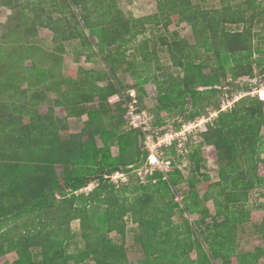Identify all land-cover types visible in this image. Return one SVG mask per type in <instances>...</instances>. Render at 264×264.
I'll return each instance as SVG.
<instances>
[{"label": "trees", "instance_id": "obj_1", "mask_svg": "<svg viewBox=\"0 0 264 264\" xmlns=\"http://www.w3.org/2000/svg\"><path fill=\"white\" fill-rule=\"evenodd\" d=\"M0 7L10 10L0 38V258L16 255L0 264H85L89 259L132 264L125 243L109 235L125 238L127 216L136 224L143 251L134 264H258L264 256V218L255 223L246 204L250 190L264 188V101L250 94L248 84L235 81L264 74V0H222L215 8L192 0H157L156 12L131 18L117 0H0ZM256 21L262 22L260 32L253 30ZM171 23L190 25L194 43L176 31L159 38L177 69L159 79L156 43L144 37L135 42L134 54L125 52L148 26L166 30ZM228 24L242 27L232 30ZM40 28L52 32L53 50L62 53L65 42L77 39L89 50L85 58L96 52L107 71L82 70L79 81L59 92L62 79L54 66L61 57L50 50L39 53L43 50L34 41ZM39 54L44 59H37ZM49 58L54 66L45 64ZM119 69L133 81L126 84ZM105 77V84L96 83ZM147 84L156 87V109L184 122L208 108L216 112L191 146L187 176L173 160L176 140L162 147L169 155L167 171L153 170L143 183L134 170L148 157L141 147L145 131L129 125L124 105L133 99L127 93L133 89L141 110ZM230 86L243 95L222 109L221 97L231 94ZM42 88L58 92L54 106L86 113L79 131L62 135L66 126L54 107L39 110ZM113 96L118 98L111 103ZM181 126L176 124V131ZM209 148L216 156L217 180L202 170ZM117 171L128 179L120 188L110 182ZM199 181L201 196L194 191ZM91 183L90 191H80ZM182 183L188 187L184 209L199 217L180 228L172 216L180 206L175 193ZM74 220L83 245L69 252ZM247 222L258 229L262 245L239 253L238 232Z\"/></svg>", "mask_w": 264, "mask_h": 264}, {"label": "rangeland", "instance_id": "obj_2", "mask_svg": "<svg viewBox=\"0 0 264 264\" xmlns=\"http://www.w3.org/2000/svg\"><path fill=\"white\" fill-rule=\"evenodd\" d=\"M234 1L239 2L243 0H234ZM192 2L200 4L201 6L205 8L220 7L222 4V0H192ZM117 4L123 11V14L126 18L139 17V16L151 14L153 12H156L157 10V0H117ZM9 14H10V10L6 9L5 7H0V38L7 31V24L9 23V22L7 23V17L9 16ZM261 23L262 22H259V21L254 22L253 30L255 32H260L262 30ZM227 27L229 29L235 30V29H240L242 25L241 24H237V25L228 24ZM174 31H176L181 38H185L190 44L194 43L193 33H192L190 25L188 24L182 23V24L176 25L174 23H171L168 26V29L166 30L163 29L162 27L155 28V27L148 26L147 30L145 31V33H143V35H138L136 38H134L133 41H131V43L127 45L128 47L126 49L125 54L126 55L128 54L129 56L133 54L135 42L145 37L149 39L150 41L149 43L151 45L154 43H156L157 45V51H158L157 60H158V64L160 65V69L154 72L159 75V79L162 78V74H165L167 72L175 73L177 69L172 66L168 52L159 45L160 37L162 36L169 37ZM38 32H39V35L34 42L37 45H39V48L41 50H43V52H41L38 49L39 53L46 55L44 51L50 50L55 55L60 56L61 57L60 64H64V67L62 69H65L66 64H70V63L75 64L76 62L79 65L82 64V66L85 69H91V70H94V72H97L99 69L104 70V71L106 70L105 64L102 62V60L100 59V56L96 52L91 54L90 61L87 60V58H85L89 50L81 47L77 39L65 42L64 51L62 53H59L53 50L54 43L52 41V32L44 28H40ZM257 42L258 41L255 39L254 43L256 44ZM3 54L6 55L5 53ZM42 54H39L38 57L36 58L39 60L44 59L42 57ZM45 60H46L45 64H48L51 66L53 65L51 58L45 59ZM117 75L120 78H122L126 84H129L133 81V78L130 76V74L128 72H123L122 69H119L117 71ZM107 76L110 77L109 75ZM235 84L239 86L248 84L249 88L251 89L250 94L256 96V94L254 93L256 88H261L264 86V74L255 75L254 78L244 77V78L237 79L235 81ZM233 87L232 86L229 87L231 94L226 93V94H223V96L221 97L220 106L222 109H225L231 106L234 100H236L239 96L243 95L242 90H238L236 87H234L233 89ZM146 88H147V95L143 100L144 105H143V108L141 109L143 110V113L139 114V121L143 123V126H146L145 132L147 134H151V136L154 137L155 139H158L161 135H163L166 132L168 133L176 132L175 125L178 123H182V126L179 130L187 128V130L185 131L186 132L185 138L180 137L181 138L180 145L178 144L179 143L178 140H176L179 138L174 137L176 138L175 140L177 141V145H176V153L173 155L174 163L182 171L184 176H187L189 168L191 166L190 159H189V152L191 150V146L199 142L201 138L198 135V132L206 128L207 123L212 121V119L216 115V112H213L211 108H208L207 114L205 113L201 116L196 117L194 120L184 122L183 117L181 116H177L170 112H160L159 110H157L156 109V106H157L156 87L154 84H149V85L147 84ZM227 88L228 87H226V89ZM134 92L135 90L133 91V93ZM49 96L51 98L52 94L50 93ZM113 100H117L116 97L115 99L113 98L110 99L111 103L114 102ZM45 109L46 108H42V110H45ZM39 110H40V107H39ZM114 111H116V109H114ZM59 114H61V111H59ZM81 126H82L81 119H79L72 126L69 125V128L67 127V129L62 132V135L64 136L67 135L68 133H70V130H72L73 132L77 131L80 129ZM125 127L128 128L129 126L126 124ZM190 133L191 134L193 133L191 138L189 136ZM262 134L264 136V128L262 129ZM141 144H142L141 146L142 149L146 150L148 154H150L149 149L146 148L145 143H144V135L141 139ZM167 145L168 144L162 143L160 147L158 148V153L160 157L159 163L164 164L169 158V155L167 156L166 153L164 152V149H162L163 146H167ZM112 153L113 154L117 153V149L115 146L112 147ZM262 156L264 157V152L262 153ZM157 168H158L157 165H155V168H154L146 160L136 165L134 170L136 174L138 175L139 179L143 183H146L147 174H149L151 170L153 171V170H156ZM202 170L203 172L208 173L213 180H216L218 178V164L216 161V156L211 148L208 149L206 167L202 168ZM260 170L261 172L264 173V165H261ZM58 171H61L60 167H58ZM123 176L124 177H114V179L110 177V182L114 183L116 187L120 188L121 184L125 183L128 180L127 175L125 173ZM94 185H95L94 183H91L87 187L81 189L80 191L88 192L90 191V189L93 188ZM187 190H188L187 184L182 183L178 187V192L175 193L176 194L175 200L179 203L180 206L175 210V213L172 216V221L174 224L180 225L181 226L180 228H183V224L185 223L186 220H188L192 224V221L194 220V218L199 217V213L188 212L186 209H184L185 200L188 201L187 193H186ZM203 190H204L203 181L197 182L194 186V191L198 193V196L202 195ZM206 205L210 209V211L213 213L214 211H213L212 202L209 200L206 202ZM246 208L254 212L255 223H260L263 220L264 218V188L263 187L254 188L250 190ZM125 219L127 222L125 238L122 239L121 236L117 234L116 232H111L109 235L114 241L125 243V247L127 249L130 262L134 264L137 262V260L143 257V251L136 238V224L133 223L128 216ZM206 221L209 222L210 219L207 218ZM253 224L254 223H251V222L244 223L243 225L244 229L238 232V239H237L238 244L236 248L237 252L244 253L247 251H252L254 250L256 245H262L260 233L258 229L253 226ZM71 229L73 233H75V238L72 241V243H70V245L68 246L69 252L74 251L76 246L83 245V241L79 234V221L78 220H74L71 223ZM195 255H196V252L193 250L191 252V256L195 257ZM15 258H16V255L14 253H10L0 258V263L3 262L4 260L12 261ZM85 264H93V261L89 259L85 262ZM219 264H222V263L219 262ZM258 264H264V256H262L258 260Z\"/></svg>", "mask_w": 264, "mask_h": 264}, {"label": "built area", "instance_id": "obj_3", "mask_svg": "<svg viewBox=\"0 0 264 264\" xmlns=\"http://www.w3.org/2000/svg\"><path fill=\"white\" fill-rule=\"evenodd\" d=\"M133 91L132 90L127 91V93L130 96H133V99L131 101L126 102L124 105L127 109L126 110L127 120L130 126L140 127L144 131H146V126H143V123L139 121V114H142L143 110H139V107L137 105V100L135 98V92L133 93ZM254 93L256 94V96H258L259 99L264 101V86L261 88H256ZM186 130L187 128L176 131L174 133L166 132L163 135H161L158 139H155L154 137L151 136V134H147L145 132L144 133V143H145L146 148H148L150 151V154H148V157H147L148 163H150V165L154 168H155V165H157L158 167L157 169L167 171L170 167L169 161L167 160L164 164L159 163L160 157L158 153V148L160 147L162 143L168 144V145L172 144L176 138H179L176 140H178L179 142L178 144L180 145L181 143L180 139L182 137L185 138ZM151 172L152 170L150 171V173ZM123 175L124 173L117 171L114 174L110 175V177L114 179V177H124Z\"/></svg>", "mask_w": 264, "mask_h": 264}, {"label": "crops", "instance_id": "obj_4", "mask_svg": "<svg viewBox=\"0 0 264 264\" xmlns=\"http://www.w3.org/2000/svg\"><path fill=\"white\" fill-rule=\"evenodd\" d=\"M44 29H46V28H44ZM134 52H135V50H134ZM127 56L130 57L128 54H127ZM52 66H54V65H52ZM63 67H64V64H60V62L54 66V69H55V72L57 74V77L60 78V80L62 79L61 85L59 87L60 88L59 89V92L60 91L61 92H65L69 88V86H71V82L72 81H79L80 76L82 75L81 72H83L82 70H88V71H91L93 73H96V72H94V70L85 69L82 66V64L79 65L76 62H75V64H71V63L70 64H66L65 69H62ZM105 78L96 81V83L97 84H100V85L101 84H105L107 82L106 81L107 78L106 79ZM130 90H133V89H130ZM50 93L52 94L51 98L49 96ZM48 96H49V98H48ZM57 97H58V92L56 90L51 89V90H48L47 91L45 88H42L41 99H40L41 100L40 101V104L41 105L39 106L40 107V111L42 113H45L47 111V108L49 106H53L54 107V114H55V116L62 118L63 123H65L66 129H67V127L69 128V125L72 126L79 119H81V124H82L83 121L86 119V113L85 112H82V111H81L82 113L80 115H78L77 113H73V112L67 113V110L63 106H54L53 101ZM115 97H116V99L118 98V96H113L110 99H112V98L115 99ZM110 99H109V101H110ZM113 101H116V100H113ZM88 105H90V103H86V106H88ZM42 108H46V109L45 110H42ZM55 108H56V110H55ZM56 111H58V112H56ZM59 111H61V114H59ZM79 130H77V131H79ZM77 131H74V132H77ZM70 132H73V131L70 130Z\"/></svg>", "mask_w": 264, "mask_h": 264}]
</instances>
